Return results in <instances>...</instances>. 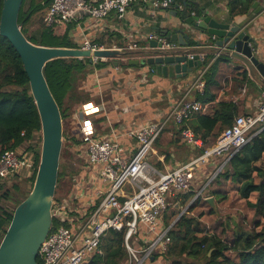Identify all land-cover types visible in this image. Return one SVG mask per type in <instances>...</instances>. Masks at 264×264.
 I'll return each instance as SVG.
<instances>
[{"label": "trees", "instance_id": "16d2710c", "mask_svg": "<svg viewBox=\"0 0 264 264\" xmlns=\"http://www.w3.org/2000/svg\"><path fill=\"white\" fill-rule=\"evenodd\" d=\"M52 1L22 0L17 19L22 33L29 41L38 45L79 47L70 37V30L73 28L72 22L66 23L62 19L56 18L51 25L46 24L45 16ZM252 1L246 0L238 10L240 12L248 10ZM174 4V1H171V6ZM229 5L230 10L233 11L236 0H231ZM1 6L2 0H0V10ZM192 11L197 12L198 10L186 6L179 12V17H183L184 13L190 15ZM209 58L210 55H207L206 63ZM103 62L97 60L93 64L87 57H68L56 58L46 63V82L60 110L62 123L70 118L81 105L88 101H98L96 96L90 95L92 92L85 88V83L90 79L94 69L105 66L108 60ZM215 74L216 64L212 63L203 76L205 82L203 91L197 96V100L202 103L215 99L216 95L212 93V88L216 85ZM240 75L243 81L249 80L246 70L241 71ZM5 88L8 89L5 90ZM237 115L238 110L234 103L219 101L211 113L195 114L185 123L180 124L179 131L189 127L205 146L209 138L216 137L225 127L231 125ZM21 131H25V136H20ZM62 135V143L69 145V140L73 137L70 138L67 127L63 128ZM159 137L154 143L155 147L159 145ZM32 140L33 142H31ZM73 141L76 142L74 139ZM23 144H29L28 147L34 148L37 162L40 148V121L30 93L28 77L19 55L10 42L0 35V152L7 148L15 149ZM203 150L204 148L200 147L198 154ZM263 153L264 128L230 157L222 170L215 176V187L210 189V194L218 200L225 198L221 187L223 183L228 181L231 184H239L238 196L246 199V205L258 217L254 227L259 226L260 220H263V225L259 229H246L242 224L236 223L235 218H232L233 228L227 225L225 228L223 226L220 232L210 233L204 231V227L202 228L199 222V218L204 215L203 211H200L197 216L191 217L182 214L174 220L169 230L170 243L167 250L162 254L155 252L151 262L154 263L160 258L168 264H264V167L256 165ZM154 154H158L157 150ZM254 173H256V177L253 176ZM64 176H66L65 167L59 164L52 206L58 204L63 197H68L72 190L73 185L69 190L60 192ZM73 176V174L69 175L70 178ZM13 178L11 186L15 190L13 192L22 194L18 183H14L18 176ZM33 179L34 175L25 180H30L31 186ZM209 187L207 186L205 190ZM29 191L23 193L20 198L14 197L6 188L0 192V240L11 220L14 207ZM253 194L255 201L251 202L248 198ZM10 195L14 198H10ZM193 195H195L193 191L177 193L175 194V203L188 202ZM179 198L182 199L181 202L178 200ZM2 199H14L13 209L5 208L2 205ZM204 204L206 205L208 202L205 197L200 195L190 204L188 211L191 212L193 206ZM210 212L213 213L212 210ZM167 223L169 224V222ZM55 224L56 221L52 218V228ZM227 230L230 231L229 235H227ZM125 231V227L119 230L108 229L100 238V253L91 255L82 264H129V255L124 243ZM136 240L142 242L136 236L135 240L132 238L129 243L133 244ZM227 252H230V255ZM37 264H40L39 257H37Z\"/></svg>", "mask_w": 264, "mask_h": 264}, {"label": "built area", "instance_id": "2783aa9c", "mask_svg": "<svg viewBox=\"0 0 264 264\" xmlns=\"http://www.w3.org/2000/svg\"><path fill=\"white\" fill-rule=\"evenodd\" d=\"M137 1L156 10L169 9L171 6L170 0H53L45 22L51 25L56 18L66 23L72 22L81 16L79 11H86L87 15L97 19L110 13L122 17ZM259 1L264 7V0ZM147 39L159 43V47L150 48L157 55L177 54L181 49L178 43L166 39L163 35L150 33ZM78 46L77 48L90 50L104 48L89 39H83ZM111 49L122 50L116 46ZM128 49H137V45L134 43L128 46ZM197 54L206 60V52L200 51ZM192 55L188 53L187 57L191 58ZM220 55L222 49L216 48L209 63ZM97 60L106 61L107 58L92 57L90 61L94 64ZM204 71L195 77L189 89L203 91ZM260 96L261 103L257 111L253 114L237 115L231 125L217 135L213 145L204 148L202 153L188 162L164 172H158L148 162L150 154L154 151L155 141L168 122L180 125L195 114L206 113V103L197 99L182 98L173 102L161 119L128 129L126 136L135 141L134 151L128 156L123 155L125 147L117 139L119 134L115 129H111L110 138L94 137L86 129H82L84 134L81 142L86 159L91 165H100L99 175L101 181L106 184V191L94 208L77 216L70 214L75 210L71 195L63 197L58 204L51 207V218L55 219L56 224L52 228L51 223L50 230L38 249L40 264H82L91 255L100 253V238L110 228L119 230L125 227L124 243L129 255V264H146L148 260L153 261L155 252L164 253L170 243L168 233L173 224H161V218L168 206L167 196L190 191L195 173L202 164L212 157L224 155V163H227L233 154L264 128V89ZM179 135L191 146L203 145L189 127L182 128ZM20 136H25V131H21ZM28 145L23 144L15 149L7 148L0 152V183L15 176L24 179L35 176L39 156L36 162L34 148ZM213 175L195 192L194 200L203 194ZM125 183L131 188L129 195L123 191ZM136 236H139L142 242L138 243L136 240L133 244L129 243Z\"/></svg>", "mask_w": 264, "mask_h": 264}, {"label": "crops", "instance_id": "0c3cea01", "mask_svg": "<svg viewBox=\"0 0 264 264\" xmlns=\"http://www.w3.org/2000/svg\"><path fill=\"white\" fill-rule=\"evenodd\" d=\"M173 1L175 4L169 9L156 10L141 1H137L122 17L110 13L104 18L97 19L83 14L72 21L73 28L70 30V37L77 45L83 39H89L104 48H112L113 46L121 48L123 53L117 58L116 65L113 64L112 60L107 59L108 63L106 62L105 66L94 69L90 79L85 83V88L92 92L90 95L96 96L98 101H88L78 107L71 121L72 133L70 138L73 137L76 142L70 139L68 150L76 153L83 164L76 176V183L73 184L68 195L73 196V201H78V204L82 206L83 204L84 206L90 204L88 209L96 205L103 197L106 184L100 179V165H91L86 159L81 142L84 134L82 129L84 131L86 129L94 137L101 138H110L112 136L111 129H115L116 133L119 134L117 139L125 147L123 155L128 156L134 151L135 141L126 136L125 132L149 121L161 119L175 101L182 98L197 99L201 92L195 88L189 89V87L195 77L201 71H206L212 63L216 64L214 77L216 85L212 88V93H215L216 96L214 100L206 103L208 109L204 114L211 113L219 101L234 103L237 106L238 115L253 114L259 108L264 81L259 75L253 79L245 66L235 59L220 55L213 62L209 63L208 61L204 66L189 73L186 77L180 78L164 77L157 74L155 68L147 64L145 59L153 52L150 49V40L147 39V36L150 33L160 35L156 27L172 28L175 26L178 23L179 12L187 6L188 8H196L198 13L205 10L206 14L220 17L224 22H234L240 25L253 37L256 43L254 54L264 64V7L261 2L253 0L248 10L240 12L238 8L246 0H236L233 11L230 10L229 5L231 0ZM254 1H258V9L257 6L256 8L252 7ZM171 11H175L176 15L173 16ZM134 43L137 45V49H128V46ZM213 45L212 39L206 41V38H202V36L198 40H191L190 43L195 53L204 51L209 53L210 57L212 52L216 50ZM129 60H137L138 63H129ZM243 70L247 72L248 81H243L240 75ZM164 130L158 139L159 145L153 146V154L151 153L148 158V162L158 172L171 170L179 164L188 162L198 155L200 147L206 148L213 145L217 137L209 138L205 146L204 144L191 146L181 139L178 124L168 122ZM156 150L158 154H154ZM220 158V156L210 158L199 167L198 173L194 177L211 175L212 171L223 166L225 158H221V161ZM263 161L264 153L256 165L259 167L260 162ZM64 167L67 174V163ZM253 176L256 177V173ZM200 182L201 185H197V182L196 186L194 185L192 188L193 181L190 191L196 192L206 183L202 180ZM223 184L229 185V182ZM214 187L213 184L210 189ZM207 196L213 197L214 203L216 202L214 195L209 194ZM178 200L181 202L182 199L179 198ZM177 204L173 203L175 207ZM151 236L149 237L151 238Z\"/></svg>", "mask_w": 264, "mask_h": 264}, {"label": "water", "instance_id": "95a60500", "mask_svg": "<svg viewBox=\"0 0 264 264\" xmlns=\"http://www.w3.org/2000/svg\"><path fill=\"white\" fill-rule=\"evenodd\" d=\"M21 3L22 0H2L0 35L13 46L27 74L40 121V150L31 189L13 209L11 220L0 240V264H37L38 249L52 223L51 207L57 182L63 127L60 110L46 82V63L56 58L87 57L91 60L92 57H101L112 60L116 65L117 58L123 54L111 48L90 50L34 44L22 33L17 21ZM257 5L258 1H254L252 7L256 8ZM171 12L173 16L176 15L175 11ZM78 13L87 14L86 11ZM156 30L181 47L177 54L162 56L153 51L146 57L147 64L152 65L159 75L186 77L204 66L206 60L201 59L190 46L191 40H198L202 36L206 41L212 39L213 46L222 49V55L241 62L253 79L259 75L264 81V64L254 54L256 43L253 37L234 22H224L222 18L213 17L201 10L200 13L190 15L184 13L172 28L156 27ZM149 46L159 47V43L150 40ZM188 53L193 54L191 58L187 57ZM207 55L208 53L205 57ZM129 63L137 64L138 61L129 60ZM223 166L216 170L213 178ZM205 200L212 208L215 207L213 197L207 196ZM181 215L182 213L176 219Z\"/></svg>", "mask_w": 264, "mask_h": 264}, {"label": "rangeland", "instance_id": "374dc122", "mask_svg": "<svg viewBox=\"0 0 264 264\" xmlns=\"http://www.w3.org/2000/svg\"><path fill=\"white\" fill-rule=\"evenodd\" d=\"M72 38V37H71ZM8 88H5V90ZM76 112V111H75ZM75 114V113H74ZM74 114L68 118L66 121H64L62 123V127L68 129V133L71 134L72 133V126H71V121L72 118L74 117ZM69 120V122L67 123V121ZM69 145L68 144H63L62 143V148H61V152H60V158H59V164L61 165H65L67 163V174L66 176H64L62 178V188H61V193L69 190L70 186L76 183V176L79 172V170L82 168V164L83 161L78 158L77 154L74 152H71L70 150H68ZM225 156V155H224ZM224 156H220L222 159L224 158ZM220 158V161H221ZM151 162V160H150ZM259 167L263 168L264 167V161L260 162ZM218 168V167H217ZM216 170V169H215ZM214 170V171H215ZM222 169H220L221 171ZM214 171H212L211 175H213ZM198 172L196 171L195 174H197ZM73 174V178H70L69 175ZM218 174V173H217ZM216 174V175H217ZM209 175L208 177H203V176H196L194 177V184L192 186V188H194V185L196 186L199 185L201 182L200 180H202L203 182H206L207 180H209V177L211 176ZM215 175V176H216ZM215 178V177H214ZM214 178L208 182L207 186L210 185V187L208 189L205 190V192H203V194L201 196L203 197H207V195L210 194V188L211 185L214 184L215 185V180ZM13 179H7L5 181H3L2 183H0V192H3V189H9L10 194L12 193L14 197H22L23 193L25 194L28 190L31 189L30 186V180H25L22 177H18L15 179L14 183H18V187H20V190L22 192V194H16L14 193L11 186L13 184ZM257 181H259V179H257ZM201 185V184H200ZM206 186V187H207ZM213 186V185H212ZM239 184H231L229 183V185H225L222 184V192L225 195V198L223 199H218L215 202V207L212 208L211 205L208 204H204V205H199V206H193V210L191 212H189V207L190 204L194 202V196L193 195L188 202L185 203H181V204H177V207H173V203L175 202V194H171L169 196H167V210L165 212V216L163 214L162 218H161V224L164 226H168L170 223L174 222V220L176 219V217L182 213L188 216H197V214L200 211L204 212V215L199 218V222L201 224V227H204V231H208V232H220V230L224 228L228 225V227L230 226V228L234 227V224L232 223V218H235V220L237 221L236 223L238 224H242L246 229H259L262 225H263V220H260V225L259 226H255L254 227V223L256 222V220L258 219L257 216L254 215V212L251 208H249L246 205V199L240 198L238 196L237 193V189H238ZM123 191L126 195H129L131 193V188H129V184L125 183L123 185ZM59 192V193H60ZM205 193V194H204ZM196 194V193H195ZM12 195H10V198H14ZM193 199V200H192ZM249 201L254 202L255 201V196L254 194L251 195L248 198ZM14 203L15 200L13 199H2V205L7 208L12 210L14 207ZM176 204V203H175ZM90 204H88L89 206ZM72 206L75 208V210L73 212H71V215H79L81 213H83L84 211H88V206L83 204L80 205L78 204V201L74 200L72 202ZM93 208L95 207V205L92 206ZM91 207V208H92ZM15 208V207H14ZM210 210L213 211V213L210 212ZM78 211V212H75ZM169 222V224L167 223ZM168 224V225H167ZM230 231L227 230V235H229ZM139 237V236H138ZM137 239V238H136ZM135 240V238H134ZM140 243V242H138ZM228 255H230V252H227ZM146 264H168L166 261H164L163 259L161 260L159 258L158 261L152 263L151 261H148Z\"/></svg>", "mask_w": 264, "mask_h": 264}]
</instances>
